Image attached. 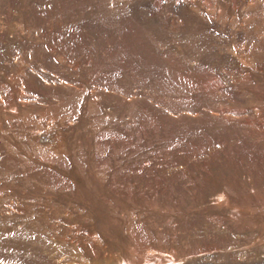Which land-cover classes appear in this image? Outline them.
Instances as JSON below:
<instances>
[{
    "label": "rangeland",
    "instance_id": "rangeland-1",
    "mask_svg": "<svg viewBox=\"0 0 264 264\" xmlns=\"http://www.w3.org/2000/svg\"><path fill=\"white\" fill-rule=\"evenodd\" d=\"M0 264H264V0H0Z\"/></svg>",
    "mask_w": 264,
    "mask_h": 264
}]
</instances>
